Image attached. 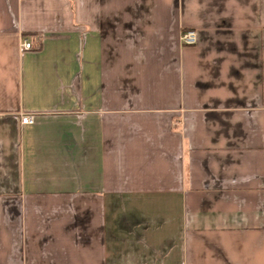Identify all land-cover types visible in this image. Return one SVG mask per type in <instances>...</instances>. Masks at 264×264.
Segmentation results:
<instances>
[{"label":"crops","instance_id":"obj_1","mask_svg":"<svg viewBox=\"0 0 264 264\" xmlns=\"http://www.w3.org/2000/svg\"><path fill=\"white\" fill-rule=\"evenodd\" d=\"M0 264H264V0H0Z\"/></svg>","mask_w":264,"mask_h":264},{"label":"built area","instance_id":"obj_2","mask_svg":"<svg viewBox=\"0 0 264 264\" xmlns=\"http://www.w3.org/2000/svg\"><path fill=\"white\" fill-rule=\"evenodd\" d=\"M181 41L184 45H193L197 42V32L193 29L184 30L181 35ZM22 48L26 51L33 50L35 47L31 41L24 39L22 41ZM35 116L34 114H24L22 115L23 124H32L34 123Z\"/></svg>","mask_w":264,"mask_h":264}]
</instances>
